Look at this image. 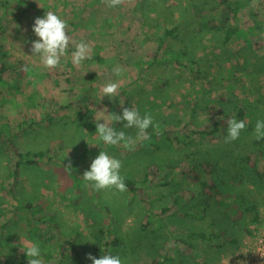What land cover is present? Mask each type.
<instances>
[{"label": "rangeland", "instance_id": "1", "mask_svg": "<svg viewBox=\"0 0 264 264\" xmlns=\"http://www.w3.org/2000/svg\"><path fill=\"white\" fill-rule=\"evenodd\" d=\"M220 1L125 0L110 8L104 0H0V224L5 227L0 252L10 264H28L21 238L39 245L43 264H93L88 254H108L107 238L117 240L109 250L123 264H154L165 244L173 246L180 237L194 241L191 233L199 229L226 237L205 241L196 260L167 250L176 254L174 264H246L252 238L264 236V199L257 205L258 222H251L252 213L235 220L233 209L226 216L214 198L189 189L196 184L186 176L212 161L224 164L236 179L233 161L246 152L254 153L264 170V139L256 140L253 131L264 120V0H228L230 9H236L228 22L223 6L199 22L190 12L195 6L199 15ZM171 6L174 21L182 22L174 23L184 24L171 40L173 51L187 54L177 66L158 64L167 47L156 60L147 55L158 51V36L172 27L165 17H157ZM47 11L67 22L73 40L90 45L91 59L74 65L70 43L59 67L43 66L31 49L38 39L35 19ZM188 24H193L189 35L184 28ZM228 26L237 33L225 46ZM116 68L120 76L114 74ZM109 81L120 84L115 98L101 92ZM194 101L199 107L192 115ZM120 102L134 106L141 116L150 113L156 125H175L181 142L157 136L152 138L157 148L149 142L133 150L123 143L109 147L96 133L95 116L122 115ZM225 115L246 121V129L231 143L225 142L227 134L204 138L190 131L210 127ZM110 123L135 138L137 130L124 129L126 121ZM27 150L44 151L37 159L41 165L16 168L18 153ZM102 150L121 161V176L142 186L146 201L128 188L98 192L84 180ZM163 170L168 172L166 185L159 176ZM223 189L229 206L234 202L229 180ZM165 208L170 211L163 214Z\"/></svg>", "mask_w": 264, "mask_h": 264}, {"label": "trees", "instance_id": "2", "mask_svg": "<svg viewBox=\"0 0 264 264\" xmlns=\"http://www.w3.org/2000/svg\"><path fill=\"white\" fill-rule=\"evenodd\" d=\"M219 6H223L226 9L228 13L227 22L230 21V14L235 12L236 9H233V8L230 9L228 5V0H221L219 4H217V6H215L211 10L201 11L199 15L195 13L197 12V9L193 8L195 6L191 7L190 12L192 13V15L198 16L196 17V22H199L198 20L201 17H204L206 15H211V12L216 10V8ZM171 8L173 9V6L168 8L167 11L160 12L157 17L158 18L165 17L169 22L172 23V27L165 28L162 31L161 35L158 36V41H159L158 51L153 52V53H148L147 55L153 58L154 60H156L159 57L161 50L164 47L165 48L167 47V50L165 51L166 54L161 58V61L158 64H170L171 63L177 66V65H182L181 64L182 61L180 58L185 57L187 54H186V51L184 50L179 51V52L173 51L171 40L177 39L178 34H179L178 33L179 26L181 27L184 24L182 25L179 23L177 24L174 23V22H181V21L180 20L174 21L173 13L170 12ZM190 25H193V24H190ZM190 25L188 24L184 26V28H186L185 31H187L188 35L190 34L189 31H192L190 29L191 27ZM219 29L221 30L223 28H219ZM236 33H237L236 28H232L231 26L227 27L224 33L225 46L228 44V42H230L232 37L236 35ZM193 64H195V62L192 60L191 65ZM1 70L2 71L5 70L4 64L1 65ZM198 107H199L198 102L194 101V104L192 106V113H191L192 115L195 113ZM229 119L230 118L227 115H225V117L221 118L219 121L215 122L210 127L202 126L201 128L191 129L190 131L204 138L212 137L219 133L227 134V121ZM66 122L67 121H65L64 124H66ZM64 124H63V128L66 127ZM157 125L158 127H151L147 130L148 135L150 136L149 140L138 141L136 145L140 143L149 142L153 146L156 147L157 144L153 143L152 138L157 137V136H162L171 143L181 142V139L178 135L179 130L176 129L175 125H172L170 123L157 124ZM113 127H115L117 131H120L117 123H115ZM184 131H186V129ZM67 132H69L68 129H67ZM74 133H76V126H75ZM60 137L61 136H55L53 138L59 139ZM52 143L53 142L49 144L50 149L52 148L51 146ZM58 143L62 144V142H56L57 145ZM53 144H54L53 148H55V143ZM109 147H114V146L109 145ZM44 154H45L44 151L32 153V151L27 150V152H24V153L19 152L18 153L19 161L16 163V168H20L23 165L39 167L41 164L37 159L42 158ZM233 164L236 165V169H237L236 173H238V177H236V179L227 174L228 169L221 162L204 161L200 165V168L202 169L201 172L195 169H191L190 171L186 172V176L188 180L191 183L196 184V185H192V187L190 186L188 187L189 189L197 188L201 192L202 195L209 197V198L210 197L214 198L216 208L224 215L232 216L231 211L233 209V211L237 212V218H235V220L236 219L240 220L246 214L252 213L253 219L251 220V222L256 223L260 219L257 205L259 201L264 199L263 198L264 197V170L259 169L258 162H257V156L252 152H246L245 154H241L233 161ZM154 171H157V170H154ZM147 174L145 173V175ZM16 175H17V170H15L14 172V176ZM159 176L161 179L165 180L163 183L166 185L167 178H168V172L165 170L159 171ZM124 180L127 185V188L130 190V192L134 196L138 197L143 202L147 200V194L145 192V189L142 186H139L138 183L134 180H129V179L128 180L124 179ZM227 180H229V185L233 189L232 196H234V202L229 206H226L225 202L223 201V198L225 196L223 186L227 183ZM188 193L190 192H187L186 195ZM193 196H194V192L192 193V197ZM169 211H170L169 208H165L163 209V214L168 213ZM52 220H53V216L50 217L47 221L49 223ZM4 228H5L4 225L0 224V232H3ZM99 233L102 235L106 234L104 233L103 229H100ZM191 235L195 236L196 238H199L202 241H208V242H214L216 240H220L221 238L226 237L225 233L213 232V231L211 232H206V231L192 232ZM91 236H92L91 238H95V234ZM116 244H117L116 239L109 240V238H107L104 244V248H105L104 253L110 254L109 246L116 245ZM167 250L168 251L175 250L177 254L181 253L182 255H188V257L192 260L199 259L204 253L203 246L200 243L196 242V240L191 241L186 238L180 237V238L175 239V243L173 244V246L169 243L165 244L162 250L160 251V253L158 254V256L154 258L153 263L154 264H174L176 254H173L174 256H172L168 254ZM101 253H99V255H101ZM0 264H10L8 260L4 259V256L1 252H0Z\"/></svg>", "mask_w": 264, "mask_h": 264}, {"label": "clouds", "instance_id": "3", "mask_svg": "<svg viewBox=\"0 0 264 264\" xmlns=\"http://www.w3.org/2000/svg\"><path fill=\"white\" fill-rule=\"evenodd\" d=\"M110 8L117 7L125 2V0H104ZM67 22L61 19L52 11H47L43 18H36L33 31L38 37L32 42V53L40 57L41 63L45 68L53 69L61 65V58L67 55L70 43L75 47L72 53V63L79 66L84 60L91 59V47L89 44L81 41L76 42L67 32ZM116 76L121 75V69L113 70ZM120 84L118 82L109 81L102 87L103 97L108 96L115 98L118 95ZM121 103L122 115H105L103 112L95 116L96 133L100 140L110 146H117L123 143V146L129 150H133L138 141L149 140L147 130L150 127H158L154 124L150 113L141 116L139 111L133 106L132 108L123 107ZM104 122L101 123L100 121ZM111 120L116 122L126 121L124 129L134 128L137 130L136 137L127 135L124 130L117 131L110 123ZM246 129L245 120H237L231 118L227 121L226 143H231L239 139L241 132ZM254 134L256 140L264 139V120H258L254 126ZM89 143V142H88ZM90 145V144H89ZM95 145V144H91ZM90 145V146H91ZM69 164L66 168H70ZM122 163L119 159L110 156L107 152L101 151L99 155L92 161L90 170H86L83 178L86 182H91V186L96 191L112 190L118 192L127 191V185L124 177L121 176ZM21 250L28 257V264H43L40 258L42 253L39 245L32 241H26L21 238ZM93 264H123L118 255H103L101 258L88 254L87 257Z\"/></svg>", "mask_w": 264, "mask_h": 264}, {"label": "built area", "instance_id": "4", "mask_svg": "<svg viewBox=\"0 0 264 264\" xmlns=\"http://www.w3.org/2000/svg\"><path fill=\"white\" fill-rule=\"evenodd\" d=\"M253 246L247 249L246 264H264V236L260 238H252Z\"/></svg>", "mask_w": 264, "mask_h": 264}, {"label": "crops", "instance_id": "5", "mask_svg": "<svg viewBox=\"0 0 264 264\" xmlns=\"http://www.w3.org/2000/svg\"><path fill=\"white\" fill-rule=\"evenodd\" d=\"M227 151H228V150H227ZM231 152H232V150H231V151H228V152H226V153H230V154H231ZM201 231H204V230H200V229H199V232H201ZM227 239L229 240L230 243H234V242H235V240H233L232 238H231V239H230V238H227ZM195 240H196V242L200 243V244L204 247V244H203V243H204L205 241H202V240H200L199 238H196Z\"/></svg>", "mask_w": 264, "mask_h": 264}, {"label": "bare ground", "instance_id": "6", "mask_svg": "<svg viewBox=\"0 0 264 264\" xmlns=\"http://www.w3.org/2000/svg\"><path fill=\"white\" fill-rule=\"evenodd\" d=\"M257 228H258V227H257ZM257 228H256V229H257Z\"/></svg>", "mask_w": 264, "mask_h": 264}]
</instances>
